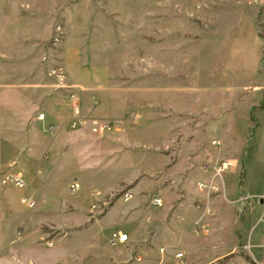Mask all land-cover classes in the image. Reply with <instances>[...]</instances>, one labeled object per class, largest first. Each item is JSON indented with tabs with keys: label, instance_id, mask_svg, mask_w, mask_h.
Wrapping results in <instances>:
<instances>
[{
	"label": "rangeland",
	"instance_id": "obj_1",
	"mask_svg": "<svg viewBox=\"0 0 264 264\" xmlns=\"http://www.w3.org/2000/svg\"><path fill=\"white\" fill-rule=\"evenodd\" d=\"M261 10L264 0H0V256H8L14 249L15 244L10 243V221L20 220L22 212V188L5 181V175L18 172L23 177L26 171L36 176L44 165L47 174V165L53 166L56 160L48 145L57 140L58 126H64L67 132L83 124H91L92 132L109 130L100 127L109 120L90 123V116L75 113L69 78L75 73L82 78H127L122 83L126 89L122 90L132 88V94L139 97L142 86L151 95L152 78L160 75L180 81L196 73L195 65L200 59L195 46H199L203 34L204 76L211 75L212 68L216 69L221 62L230 64L231 54L237 51L245 50L242 60L249 66L251 25L254 23L259 35H264ZM189 41L194 48L193 57L185 60L187 52L183 47ZM260 75V82L264 83V66ZM137 78L144 81L136 83ZM212 79L204 78V97L193 100L177 96L173 88H168L172 83L167 79L161 85L167 98L176 95L173 101H182L178 108L192 111L202 102L209 111L214 106L229 109L218 122L210 114L212 111L175 114L171 118L178 125H186L185 137L196 134L199 151H207V161L214 158L212 165L229 161L227 168L216 176L207 170L212 178L210 185L217 186V193L211 188L204 189L205 192L222 197L221 212L215 208L208 213L240 220L239 253L250 264H264V222L256 226L264 217V106L253 107L249 113L247 106L256 99L252 92L239 102L230 96L236 92L226 93L222 103L220 95L213 94L216 87H212ZM248 83L249 78L243 84ZM244 85L240 88L241 97L249 90ZM143 102L135 99L131 111L151 106V101ZM55 103L59 110L53 111ZM76 118L81 122L72 126ZM132 122H143V116ZM222 122L230 126L232 134L227 144ZM215 134L217 138L213 137ZM214 138L219 144H212ZM221 147L224 153L220 155ZM51 171L52 188L65 189L71 178H60L57 168ZM222 176L226 190L219 183ZM125 189L121 188L112 198L121 199ZM227 221L228 218V224ZM16 225L17 232L21 223ZM200 230L203 232L204 228ZM225 235L230 236L227 231ZM39 249L46 251L44 246ZM165 264L177 262L172 257Z\"/></svg>",
	"mask_w": 264,
	"mask_h": 264
},
{
	"label": "crops",
	"instance_id": "obj_2",
	"mask_svg": "<svg viewBox=\"0 0 264 264\" xmlns=\"http://www.w3.org/2000/svg\"><path fill=\"white\" fill-rule=\"evenodd\" d=\"M250 40L249 66L242 60L245 50L237 51L231 54L230 64L221 62L216 69L212 68L211 75L204 76V34L201 35L199 46H195L200 59L195 65L196 73L180 81L160 75L152 78L151 95L142 86L139 97L132 94V88L122 90L126 89L122 83L127 78H82L76 73L69 78L75 113L90 116V123L107 119L111 128L92 132L91 124H83L67 132L64 126L57 127V140L48 145L51 155L55 154V166L48 164L47 174L45 165L36 176L23 173L26 184L19 193L21 198L30 197L33 206L22 203L20 220L10 221V243L15 246L8 256H0V264H165L172 257L177 264H250L239 253L240 220L227 217V224L226 217L209 214L208 210L215 208L221 212L222 197H212L199 187L200 182L212 181L204 165H212L214 158L207 161V151H199L196 134L185 137L186 125H178L171 118L175 114L212 111L210 114L218 122L229 109L214 106L209 111L202 102L192 111L178 108L182 101L179 104L173 101L174 96L167 98L161 85L167 79L172 83L168 88H173L177 96L193 100L204 97V78H213V94L220 95L222 103L231 92H236L230 96L238 102L250 92L255 93V102L247 106L250 113L264 99V83L260 82L264 39L254 23ZM183 48L187 52L185 60L191 59L192 42H186ZM247 78L249 83L244 85ZM142 81L137 78L135 82ZM242 85L249 89L243 97ZM234 88L237 90L232 91ZM138 98L140 103L146 100L151 106L132 112ZM57 103L53 111L59 110ZM139 116H143V122H132ZM247 122L249 126L250 121ZM221 130L228 139L226 144L229 143L230 126L222 122ZM222 149L220 155L224 153ZM53 168L59 169L60 178H71L65 189L52 188ZM224 178L219 183L226 190ZM72 184L78 185L74 191L69 189ZM123 187L132 190V197L127 201L112 198ZM150 197H158L164 206H154ZM118 201L121 206L115 205ZM262 219L256 226L264 222ZM18 221L19 236L15 231ZM117 226L121 228L116 229ZM201 227H206L208 233L202 232ZM115 230L126 233L127 240L112 243L111 233ZM226 231L230 236L225 235ZM48 240L53 241L52 246H48ZM40 246L46 251L40 250ZM178 252L182 259L175 257Z\"/></svg>",
	"mask_w": 264,
	"mask_h": 264
},
{
	"label": "built area",
	"instance_id": "obj_3",
	"mask_svg": "<svg viewBox=\"0 0 264 264\" xmlns=\"http://www.w3.org/2000/svg\"><path fill=\"white\" fill-rule=\"evenodd\" d=\"M254 1H258V0H254ZM71 97L73 98V95H71ZM40 117L43 118V114H40ZM81 122V119L80 118H76L73 122H72V126H76L78 123ZM101 129H110L111 128V122H103V125H100ZM212 144L213 145H217L219 144V141L217 139H213L212 140ZM229 165V161L227 160H221L219 162H217L216 164L214 165H208V164H205L204 165V171L207 172V170H210L214 176H216L217 174H219L220 172H223L227 166ZM9 181L10 183H12L14 186L16 187H19V188H22L25 186L26 182L24 180V178L22 177V175L18 172H10L8 174L5 175V181ZM211 182L209 183H203V182H200L199 183V187L201 189H206V188H211L214 193H217V186H211L210 185ZM211 186V187H210ZM78 188V185L77 184H72L70 186V190L71 191H74ZM132 197V190L129 189V188H126L125 190L122 191L121 193V199L124 200V201H127L129 200L130 198ZM21 201L23 204H25L26 206H29L31 207L33 205V200L30 198V197H27V196H24L21 198ZM152 202L154 205H161L162 202L159 198H156V197H153L152 198ZM204 228V227H203ZM206 227L204 228V231H206ZM127 240V234L126 233H123L121 231H118V230H115L111 233V242L114 243L115 241H119V242H122V241H125ZM48 244V246H52L53 245V241L52 240H48L46 242ZM176 258H180L182 257V253L178 252L176 255H175Z\"/></svg>",
	"mask_w": 264,
	"mask_h": 264
},
{
	"label": "trees",
	"instance_id": "obj_4",
	"mask_svg": "<svg viewBox=\"0 0 264 264\" xmlns=\"http://www.w3.org/2000/svg\"><path fill=\"white\" fill-rule=\"evenodd\" d=\"M259 16L260 17L264 16V10H261L259 12ZM260 36L264 37V35H260ZM261 106H264V99H262L261 103L258 106L254 107V108H258V107L260 108Z\"/></svg>",
	"mask_w": 264,
	"mask_h": 264
}]
</instances>
